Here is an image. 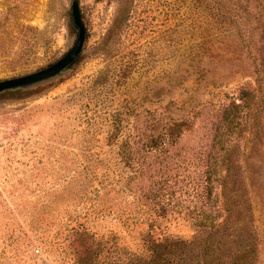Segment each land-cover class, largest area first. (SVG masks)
<instances>
[{"label":"rangeland","instance_id":"1","mask_svg":"<svg viewBox=\"0 0 264 264\" xmlns=\"http://www.w3.org/2000/svg\"><path fill=\"white\" fill-rule=\"evenodd\" d=\"M74 2L86 32L75 63L0 93V264H105L125 245L134 250L146 227L135 222L152 214L186 240L203 211L230 232L218 176L210 205L205 180L232 102L243 107L232 138L239 194L253 196L255 208L235 215L241 233L220 250L237 261L247 242L264 240V85L236 74L248 72L264 41V0H0V82L44 70L73 48ZM155 111L186 122L184 133L166 153L147 155L154 180L144 174L129 193L134 171L121 147L139 116ZM80 226L102 242L114 237L115 249L74 237Z\"/></svg>","mask_w":264,"mask_h":264},{"label":"trees","instance_id":"2","mask_svg":"<svg viewBox=\"0 0 264 264\" xmlns=\"http://www.w3.org/2000/svg\"><path fill=\"white\" fill-rule=\"evenodd\" d=\"M223 58H220V60L223 61ZM247 71L242 74L238 70L236 74L251 78L257 85H264V41L259 44V49H257L253 61L247 66ZM251 84L252 82L248 83L250 88ZM256 92V90H252V94H256ZM242 111V103L236 104L232 102L222 108V128L217 136L219 149L214 150L213 144L211 151H215L216 154H212L211 158L207 157L206 159L208 165L207 179L205 181L209 182L206 183L205 205H210L212 202L210 180H212L213 176H218L217 181L220 182L221 187L222 211L227 215V224L234 220V224L229 226L231 231L229 230L230 232H228L227 228L224 227V220L223 223L217 224L214 215L203 211L200 215L192 218L195 222L196 230L193 236L186 240L183 237L179 238L168 234L166 228L161 226L164 216L152 214L149 218L141 221V224L135 222L136 225L144 224L146 227L140 233H137L138 238L134 236L132 240V245L135 246L134 250L130 245H125L121 253L114 255L105 264H258L259 254L264 256V240L262 239H258L255 242H247L248 244L244 250L240 254L238 252L240 256L237 261H234L230 255L220 252L226 242L229 241V244H231L237 238V234L241 233V223L235 220V215H243L246 213L245 210L255 214L253 196L250 195L248 200L244 202L239 194L245 189V185L243 182H239L241 180V169L238 164L241 156H239V152H237L235 143L232 140L234 134L242 127L239 118ZM149 115L146 112L139 116L134 132L128 135L127 140L121 147L120 152L123 160L129 167L132 166L131 168L134 171L133 177L129 178L126 183L127 187H129V193H138L130 185L133 181L142 179L144 174L145 177L150 175V179L153 178L154 180V170L145 162L147 155L166 153L175 146V140L184 133L183 127L186 122H170L171 120L167 119L166 115L159 111H155L152 114L153 116L150 115L149 117ZM166 161H163L164 169H166ZM211 162L212 164L210 165ZM213 166L218 167L220 171L214 173L212 171ZM142 168H146V170L143 171ZM159 172H161V168H159ZM153 180L150 184L154 183ZM235 182L240 183V185L232 187ZM139 192L142 193L141 190ZM247 201L250 202L247 204ZM162 202L160 207L166 210V206H169V204H165L166 200ZM124 212L129 214L131 210H128L126 206ZM71 232L74 237L88 238L89 242L97 247L102 244L104 246L109 245V251L114 250L116 247V239L114 237L102 242V240H98L94 236L89 237V231L83 226L73 228Z\"/></svg>","mask_w":264,"mask_h":264},{"label":"water","instance_id":"3","mask_svg":"<svg viewBox=\"0 0 264 264\" xmlns=\"http://www.w3.org/2000/svg\"><path fill=\"white\" fill-rule=\"evenodd\" d=\"M72 21L74 27L78 31V37L73 48L61 60L44 70L24 77L0 82V93L9 90L29 88L35 84L52 79L60 75L65 69L74 63L82 52L86 35L80 16L78 2H74L72 5Z\"/></svg>","mask_w":264,"mask_h":264}]
</instances>
